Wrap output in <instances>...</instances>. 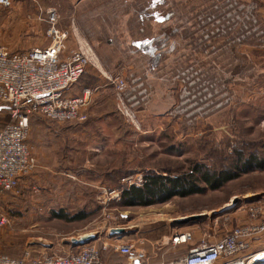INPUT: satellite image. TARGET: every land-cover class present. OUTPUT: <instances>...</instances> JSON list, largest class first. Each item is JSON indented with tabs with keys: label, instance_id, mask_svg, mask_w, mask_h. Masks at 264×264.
<instances>
[{
	"label": "rangeland",
	"instance_id": "1",
	"mask_svg": "<svg viewBox=\"0 0 264 264\" xmlns=\"http://www.w3.org/2000/svg\"><path fill=\"white\" fill-rule=\"evenodd\" d=\"M214 1L224 0H13L10 8L0 11V28L4 26L7 34V40H0L11 51H26L24 43L36 38L43 46L49 44L45 19L52 8L58 16L57 27L67 32L66 52L81 44L92 55L84 76L70 90L71 96H77L90 83L87 89L92 90V96L86 121L51 123L42 116L29 121L27 144L36 167L1 200L0 214L6 218L0 225L1 254L24 258L74 253L80 247L72 248L71 239L90 232L101 238L110 227L128 226L129 235L123 243L133 244L135 249L141 246V239L164 245L149 264H178L187 249L168 244L175 233L189 231L196 240L201 237L210 243L246 221L250 204L264 203L263 170L243 174L203 195L176 197L146 208L124 209L118 205L121 187L139 185L146 170L176 175L189 171L195 162L211 169L228 167L230 161L216 151L222 149L231 157L236 138L254 142L253 150L264 159V121H260L264 91L256 95L248 127H238L234 122L239 99L235 88L240 77H245V84L257 77L264 84V34L240 45L215 44L216 50L209 51L201 41L197 18L208 12ZM236 1L255 7L264 32V0ZM131 25L140 35L145 26L156 27L143 46L156 60L142 55L137 46L127 48L142 55L144 66H154L153 71L168 86L171 81L174 96L170 102L168 92L153 88L148 103L134 112L133 119L118 111L116 91L110 82L126 72L120 51L125 28ZM32 26L39 28L38 35L25 34L24 30ZM100 51L104 56L100 57ZM116 58L119 61L111 67L103 62L111 64ZM189 66L202 69L206 78L223 87L230 98L223 109L190 124L171 115L179 96V86L172 76ZM1 116L0 120H7V115ZM118 171L122 173L117 175ZM53 210L84 212L89 217L66 223L53 219ZM194 215L199 219L187 225L173 222ZM93 243L98 246L102 242L95 239ZM253 252L261 254L264 247L248 254Z\"/></svg>",
	"mask_w": 264,
	"mask_h": 264
},
{
	"label": "built area",
	"instance_id": "2",
	"mask_svg": "<svg viewBox=\"0 0 264 264\" xmlns=\"http://www.w3.org/2000/svg\"><path fill=\"white\" fill-rule=\"evenodd\" d=\"M11 4L12 0H0V9H8ZM57 20L55 9H48L45 22L50 42L44 48L24 53L10 52L0 43V113L10 119L8 124L0 128V202L36 167V160L26 142L31 116H42L57 123H82L87 119L86 109L92 90L84 89L77 96H71L70 90L91 64L92 55L81 44L67 53V32L57 27ZM197 25L201 29V41L209 51L216 50L215 44L240 45L264 34L255 7L240 4L236 0H224L222 3L214 1L212 8L197 18ZM65 52L67 55L63 57ZM172 80L179 86V96L171 115L189 124L230 103L223 87L206 78L200 68L189 66L179 69L173 74ZM110 82L116 91L118 111L133 119L134 112L145 106L150 98V89L145 80L127 74L117 75ZM247 215L248 224L230 229L214 243L202 238L178 264H259L254 259L260 252H248L264 247V239L261 238L264 236V203L250 204ZM5 220L1 217L0 225H4ZM193 241V233L184 231L175 233L170 244L177 247L192 244ZM255 242L260 245L253 249L252 244ZM109 247L124 258L120 264H135V261L144 257L133 244L103 243L101 249L104 251ZM0 264L104 263L99 247L91 243L80 247L75 253L64 255L12 258L0 253Z\"/></svg>",
	"mask_w": 264,
	"mask_h": 264
},
{
	"label": "trees",
	"instance_id": "3",
	"mask_svg": "<svg viewBox=\"0 0 264 264\" xmlns=\"http://www.w3.org/2000/svg\"><path fill=\"white\" fill-rule=\"evenodd\" d=\"M84 74L81 76V78L84 76ZM75 85L72 87V89L75 87ZM89 85L90 83L88 86ZM33 116L35 117L38 115ZM33 116L30 117V122L31 119L34 118ZM0 117L3 116L0 114ZM9 122L10 119L8 117L6 121L0 120V128L4 127ZM50 122L57 123L55 121ZM233 143V155L231 157L228 156L222 149H218V151H216V153L222 155L225 160L230 161V165L228 167L211 169L207 165L195 162L191 165L189 171L178 173L176 175H172V173L168 171H146L143 173L142 181L139 185L133 184L121 187L119 196L120 198L118 202L119 207L124 209L135 207L146 208L154 205L165 204L176 197L186 198L194 195H203L207 191L219 190L226 183L237 179L243 174L264 170V159H261L258 155V152L253 150L254 142L244 141L241 138H236L234 139ZM248 147H251L252 149H249ZM120 173L122 172L118 171L117 175ZM10 193H7V195ZM1 203L2 201L0 204ZM42 204H47V202L42 201ZM0 210L2 211L1 205ZM1 217H4L3 213L0 214V218ZM51 217L56 220H62L66 223H73L86 220L89 217V214L84 212L69 214L63 210H53L51 212ZM91 243H93V241L89 244ZM196 244L180 245L178 247H185L184 249H187V254L188 250ZM100 246L101 243L98 245V247L100 249L102 261L107 259L108 261L112 262V264H120L124 261V258L120 257L118 254L111 252L109 249L103 251ZM183 258H181V260Z\"/></svg>",
	"mask_w": 264,
	"mask_h": 264
},
{
	"label": "crops",
	"instance_id": "4",
	"mask_svg": "<svg viewBox=\"0 0 264 264\" xmlns=\"http://www.w3.org/2000/svg\"><path fill=\"white\" fill-rule=\"evenodd\" d=\"M80 1L81 0H79V2ZM1 10H4V9H0V11ZM175 27L177 28V26H175ZM125 29H126V31L124 33V37L122 38L123 41H124L122 43V51H120V58H121L120 62H122V66H123L124 70L126 71L123 74L124 75L132 74L134 76L142 77L145 80L146 85L150 89V92H151V90L153 88L155 90L158 89V91L161 92V93L162 92H168L169 93V96H168L169 101L172 102L173 99H174V96H173V93H172V88L170 89V87H169L171 85V81L169 82V86H168L167 82H165L162 79H160L156 75L155 71H153L154 66H150V65L144 66L142 61L140 60L142 55L147 56L149 58H152L151 59L152 61H153V59L156 60L155 59L156 57H152L151 56L152 52H148L147 48L146 49L143 48V46H146L147 40H149V38H147V36L149 34H151L152 32H156V30H155L156 27L153 26V28L152 27L148 28L147 26H145V32H144L143 35H140L138 32H136L135 27H133L132 25L126 27ZM24 31H25L26 35L27 34H33V35L34 34H36V35L39 34V32H38L39 28L37 26L28 27ZM5 32H6V30L4 29V26L2 28H0V37H1L2 41L7 40V38H6L7 34ZM154 35H157V34L154 33L153 36ZM2 41L0 40V43L4 46L5 43H3ZM42 44H43V42H42V40L40 38H36L35 40H32V41L30 40V42L28 41V42L24 43V45H25L24 47L26 48L25 49L26 51H21L19 53H24V52H27V51H29L31 49H40V48H44L45 46H47V45L43 46ZM130 45L137 46L139 50H142L140 52L142 55H135V52L131 51L130 48H127ZM5 47H6V45H5ZM7 49L10 52H18V51H11L9 48H7ZM67 53L65 52L63 54V57L65 55H67ZM101 56H104L102 51H100V57ZM117 61H119V58H116L114 61H111V64L109 62H106V61H103V62H105L107 67H111V66H113L112 63L113 62H117ZM153 64H155V62ZM109 69H111V68H109ZM155 69H157V68H155ZM244 78L245 77H242V78L240 77V80H239L240 83L235 88L236 89V93L238 94L237 96L239 97V99H238V103L236 104V106L234 108V122H235V124L238 127H242V128L243 127H245V128L248 127L247 126L248 125L247 121L251 120L250 111L252 110V106L256 105V103H254L256 101V99L258 98V96H256V95H259V93L261 94V92L264 91L263 81H260L258 77L255 80L249 81V83H247V84H245L246 81H243ZM83 88H86V89L90 88V85L89 86L87 85V86H85ZM83 88H81L79 93L82 91ZM260 121L261 122L264 121V114L262 115ZM242 125H245V126H242ZM146 171H148V170H146ZM248 222H249V220L247 218L246 221H244L243 223H240L237 226L248 224ZM116 227L124 228L125 233L123 235H121V236H110L109 232H108L105 236L100 238V237H97L96 234L90 232L88 234L81 235L79 238L86 237V236H93L94 237L93 241H95V239L96 240H100L102 242L101 244H103V243L111 244V243H116V242L123 243L124 242L123 238L126 235H129V231L128 230L131 227H128V226H116ZM229 230L230 229L226 230L223 235H220L218 237V239H216V240H214L212 242L210 241V242L211 243L217 242L218 240L223 238V236ZM108 231H110V229ZM193 236H194V241H193L192 244H196V243H198L201 240V237L198 240H196L195 235H193ZM170 239H171V237L168 238V244L170 246H172L170 244ZM140 243H141V246L138 248V252H140L144 257L142 259H138L137 261H135L136 264H144V262H147V264H149V262H153L155 257L157 255H159V253L161 252L160 251L161 246L162 247L164 246L162 244L159 245V243H157V242L153 243L151 241H148L147 239H141ZM258 245H260V244L258 242H255V243L252 244V248L256 249V248H258ZM71 247L72 248H78V247H73L72 245H71ZM109 249H111V248H109ZM112 252L115 253L113 250H112ZM40 256H42V255H40ZM29 257H34V256H29ZM103 263L104 264H112V262L108 261L107 259L105 261H103Z\"/></svg>",
	"mask_w": 264,
	"mask_h": 264
},
{
	"label": "water",
	"instance_id": "5",
	"mask_svg": "<svg viewBox=\"0 0 264 264\" xmlns=\"http://www.w3.org/2000/svg\"><path fill=\"white\" fill-rule=\"evenodd\" d=\"M199 217H200L199 215H194V216L185 217V218H181V219H174L173 222H174V224H177V225H187L191 221L198 220ZM124 233H125L124 228H112L109 231L110 236H121ZM93 240H94L93 236H86V237H81L79 239H71L70 243L72 244L73 247H82L86 244H89Z\"/></svg>",
	"mask_w": 264,
	"mask_h": 264
},
{
	"label": "bare ground",
	"instance_id": "6",
	"mask_svg": "<svg viewBox=\"0 0 264 264\" xmlns=\"http://www.w3.org/2000/svg\"><path fill=\"white\" fill-rule=\"evenodd\" d=\"M262 261H264V252L261 254L255 255V259H254L255 263L262 262Z\"/></svg>",
	"mask_w": 264,
	"mask_h": 264
}]
</instances>
